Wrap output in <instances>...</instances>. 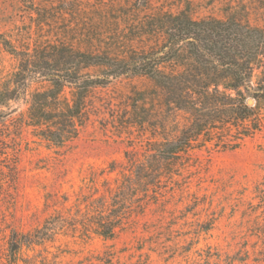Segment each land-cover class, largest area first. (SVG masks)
I'll use <instances>...</instances> for the list:
<instances>
[{
	"label": "rangeland",
	"instance_id": "rangeland-1",
	"mask_svg": "<svg viewBox=\"0 0 264 264\" xmlns=\"http://www.w3.org/2000/svg\"><path fill=\"white\" fill-rule=\"evenodd\" d=\"M182 10L197 19H222L244 10L247 13L239 17L264 28V0H0V34L18 49L61 42L80 50L126 55L140 48L127 39L149 13ZM15 67V60L0 46V82ZM149 88L145 78L120 77L95 89L87 122L77 138L62 148L32 143L28 132H23L17 146L7 140L10 161L5 166L13 170L0 164V264L12 261L6 248L12 230L32 233L58 213L68 217L83 211V203L78 207L80 199L98 198L105 181L115 186L127 168L126 154L142 158L152 138L151 110L157 108L146 98L140 101L134 92ZM15 107L25 109L22 104ZM165 115L162 110L155 116L162 121ZM260 117V130L238 149L200 148L183 156L178 175L160 185V208L146 207L144 216L131 219L132 229L115 240L59 232L53 243L23 249L18 264H199L196 252L207 248L222 260L234 255L249 262L260 259L264 111ZM176 122L185 124L183 115ZM208 226L210 230L202 233ZM151 240L152 250L147 245L137 250L141 241Z\"/></svg>",
	"mask_w": 264,
	"mask_h": 264
},
{
	"label": "trees",
	"instance_id": "trees-1",
	"mask_svg": "<svg viewBox=\"0 0 264 264\" xmlns=\"http://www.w3.org/2000/svg\"><path fill=\"white\" fill-rule=\"evenodd\" d=\"M240 13L247 12L235 11L222 19H197L186 10L149 13L127 39L140 48L126 55L80 50L61 42L18 49L0 34V46L16 65L0 82V164L10 172L13 168L5 166L10 161L8 139L17 146L23 132H28L32 143L62 148L77 138L87 122L91 93L120 77L147 79L150 88L135 95L157 108L150 115L162 110L166 114L162 121L155 115L149 120L152 138L142 158L126 154L127 168L115 186L105 181L98 198L80 199L78 207L83 203V211L68 217L58 213L32 233L12 230L6 243L10 264H18L23 249L55 242L59 232L115 240L132 229L131 219L144 216L146 207L160 208L163 179L178 175L179 161L189 151L236 150L260 130L264 28L242 19ZM17 104L25 109L12 108ZM180 114L182 126L176 122ZM158 136L162 140H154ZM209 230L208 226L201 231ZM259 230L264 238V228ZM146 245L152 250L154 240L141 241L137 250ZM196 256L199 264H264V249L261 258L252 262L236 255L222 260L209 248Z\"/></svg>",
	"mask_w": 264,
	"mask_h": 264
},
{
	"label": "water",
	"instance_id": "water-1",
	"mask_svg": "<svg viewBox=\"0 0 264 264\" xmlns=\"http://www.w3.org/2000/svg\"><path fill=\"white\" fill-rule=\"evenodd\" d=\"M248 104H249V105H252V104H253V102H252V101H249V102H248Z\"/></svg>",
	"mask_w": 264,
	"mask_h": 264
}]
</instances>
